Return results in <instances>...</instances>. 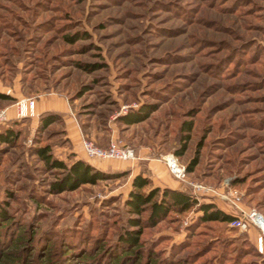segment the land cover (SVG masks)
<instances>
[{
  "label": "rangeland",
  "instance_id": "obj_1",
  "mask_svg": "<svg viewBox=\"0 0 264 264\" xmlns=\"http://www.w3.org/2000/svg\"><path fill=\"white\" fill-rule=\"evenodd\" d=\"M0 91L13 98L0 107L21 132L0 157V203L30 233L50 234L55 259L63 238L82 241L80 254L113 246L127 226L131 183L125 176L52 192L57 176L33 148L50 143L62 153V126L41 132L19 118L23 99L65 97L85 140L115 131L163 160L197 157L189 191L196 182L231 187L243 209L264 214V0H0ZM141 108L151 110L146 120L120 121ZM199 215L172 214L146 228L143 246L168 264H264L247 231Z\"/></svg>",
  "mask_w": 264,
  "mask_h": 264
},
{
  "label": "trees",
  "instance_id": "obj_2",
  "mask_svg": "<svg viewBox=\"0 0 264 264\" xmlns=\"http://www.w3.org/2000/svg\"><path fill=\"white\" fill-rule=\"evenodd\" d=\"M0 99L13 100L10 95L1 91ZM150 112V109L141 108L121 116L120 121L136 124L146 120ZM63 122L60 113L47 112L40 116L38 130L45 132ZM184 124L185 132L193 130L192 121ZM61 132L64 135L65 131L61 129ZM20 137L21 132L14 125L2 127L0 157L6 152L7 147H15ZM188 138V135L183 138L184 144L182 149L177 151L178 155L184 154ZM33 151L45 164V169L57 176L51 185V190L55 193L76 190L87 184H97L102 180L125 177L128 174L127 171L102 170L83 159L73 161L62 159L50 143L36 146ZM197 165L198 158L195 157L186 165L187 172L195 171ZM9 206L7 202L0 203V264H168L166 259L157 258L153 251H148L143 246L142 237L146 228L156 227L172 214L182 215L192 210L200 212L197 219L200 223L222 222L230 225L235 218L213 202L199 201L188 189L155 186L150 177L138 174L134 177L125 200L127 226L119 233L118 241L113 246L106 245L101 254L92 255L84 252L80 254L84 245L82 241L63 238L60 241L62 254L57 255L55 259V251L53 253L50 250L53 241L50 234L47 235L48 232H45L39 237L34 232L30 233L27 229L29 225L28 227L23 225L22 219L9 211ZM50 232L55 233L52 229ZM216 262L209 264H217Z\"/></svg>",
  "mask_w": 264,
  "mask_h": 264
},
{
  "label": "crops",
  "instance_id": "obj_3",
  "mask_svg": "<svg viewBox=\"0 0 264 264\" xmlns=\"http://www.w3.org/2000/svg\"><path fill=\"white\" fill-rule=\"evenodd\" d=\"M47 112H56L60 113L63 116L64 122L63 124H61V129L65 131L64 139H66L67 141L64 145L59 147L63 150L61 151L62 153L58 154L60 158L70 161L83 159L93 166L106 171H127V177L129 182L131 183L129 191L132 187L134 177L138 174H143L150 177L153 180L155 186L169 187L181 190L187 189L185 182L176 179L172 174H170L165 161L160 157L154 156L150 148L143 147L135 149L137 158L131 161H105L102 159L90 158L84 148V140L86 139V135L80 125L78 118L73 112L68 99H66L65 97L53 93L49 96H40L39 99H35L33 115H29L26 117L32 118V121L38 126L40 116ZM11 113L12 111L8 110L9 118H11ZM9 122L10 121L3 123L4 125L0 127V130L2 129V127L10 126ZM113 139H116L115 131H113L110 139H108L107 141L106 139H100L99 141L97 140L96 144L102 147H107L110 141ZM204 200L205 201L202 202H213L225 212L233 216L235 215L233 207L227 202L221 201L219 199ZM197 213L200 214V212ZM241 230L247 231L250 241H253V243L256 244L259 234V231L256 227L250 226L245 227Z\"/></svg>",
  "mask_w": 264,
  "mask_h": 264
},
{
  "label": "built area",
  "instance_id": "obj_4",
  "mask_svg": "<svg viewBox=\"0 0 264 264\" xmlns=\"http://www.w3.org/2000/svg\"><path fill=\"white\" fill-rule=\"evenodd\" d=\"M35 107V100L33 99H23L17 103V116L19 118L33 115V110ZM9 121L8 110L0 107V124ZM84 148L87 155L90 158L97 159H119L131 161L137 158L136 150L125 144L119 139H113L110 141L107 147H102L97 145L91 140H84ZM164 161L168 167L170 174H172L176 179L185 182L187 181L188 172L186 165L180 160V158L174 154L170 153L164 157ZM216 189L203 182L193 183V195L199 201L200 199H223L237 208L235 211L234 220L230 222L231 226L238 228H245L254 226L258 229L259 234L257 237V248L264 254V214L257 208H251L248 210L243 209L240 206V196L236 189L229 187L227 190L225 188Z\"/></svg>",
  "mask_w": 264,
  "mask_h": 264
}]
</instances>
